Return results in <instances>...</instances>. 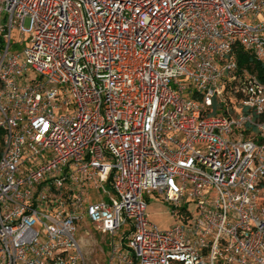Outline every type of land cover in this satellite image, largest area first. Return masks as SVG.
I'll return each instance as SVG.
<instances>
[{
  "label": "built area",
  "instance_id": "obj_1",
  "mask_svg": "<svg viewBox=\"0 0 264 264\" xmlns=\"http://www.w3.org/2000/svg\"><path fill=\"white\" fill-rule=\"evenodd\" d=\"M238 49L264 63V0H0V264H95L88 237L102 264H264Z\"/></svg>",
  "mask_w": 264,
  "mask_h": 264
},
{
  "label": "rangeland",
  "instance_id": "obj_2",
  "mask_svg": "<svg viewBox=\"0 0 264 264\" xmlns=\"http://www.w3.org/2000/svg\"><path fill=\"white\" fill-rule=\"evenodd\" d=\"M189 207L191 210H194V205L192 203L189 204ZM172 209L173 205L171 203L164 201L154 193H152L147 200V216L150 221L161 229H166L175 222V219L171 216ZM95 237L98 238L99 235L95 234ZM80 243L84 246V251L87 254L90 263H103L104 254L107 252L108 248L106 244L102 243L101 245L104 248V252L102 253L99 250L97 243L93 241L91 237L82 239ZM122 249L125 250L124 248H121V250Z\"/></svg>",
  "mask_w": 264,
  "mask_h": 264
},
{
  "label": "trees",
  "instance_id": "obj_3",
  "mask_svg": "<svg viewBox=\"0 0 264 264\" xmlns=\"http://www.w3.org/2000/svg\"><path fill=\"white\" fill-rule=\"evenodd\" d=\"M237 54V62L240 66L246 65V64H252L255 69L259 72V77L264 78V63H261L257 59H255L253 56H251L249 53L238 49L236 51ZM211 112V111H210Z\"/></svg>",
  "mask_w": 264,
  "mask_h": 264
}]
</instances>
